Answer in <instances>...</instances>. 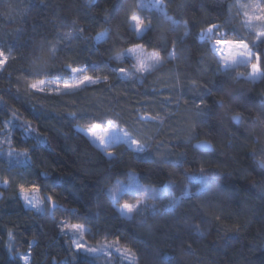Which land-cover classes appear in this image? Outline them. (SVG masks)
Returning a JSON list of instances; mask_svg holds the SVG:
<instances>
[{"label":"trees","instance_id":"16d2710c","mask_svg":"<svg viewBox=\"0 0 264 264\" xmlns=\"http://www.w3.org/2000/svg\"><path fill=\"white\" fill-rule=\"evenodd\" d=\"M117 2L97 0L99 6L89 8L86 0H0V43L12 45L16 57L6 71L0 72V189L4 193L0 201V264H23L10 256L6 249L10 231L14 234L15 250L30 252L34 258L32 264H67L73 256L69 249L72 234L59 231L61 221L89 227L91 232L85 237L93 244L105 239L111 241L119 235L122 244L135 246L143 241L150 249L159 250L144 252L140 264H264V248L261 247L264 245V170L257 164L264 158V117L260 122L255 121L260 113L259 101L264 96V81L229 79L227 91L235 93L243 89L250 98L249 111L237 108L238 101L229 99L225 92L215 91L214 97L207 100L215 115L196 128L198 134L191 140L186 139L192 121L185 118V108H177L175 100L171 106L167 104L168 99L180 97V93L169 89L184 87L186 76L198 83L224 79L223 73L217 75L208 67L215 64L216 56L209 46L201 47L202 42H198L196 34L208 23L228 20L225 8L234 0H173L168 14L189 21L191 35L184 45L177 43L179 59L166 63L151 74H144L143 79L139 74L126 76L115 71L116 68H125L133 72L135 61L130 55L120 60L114 57L132 44L145 43L148 38L142 40L130 31L123 11L112 22L110 39L101 40L96 46L91 39H76L62 47L55 59L52 58L47 45L57 43V32L72 30L71 27H58L65 17L78 20L85 28L84 36L95 38L110 27L103 20L104 9L110 11ZM136 2L126 0L132 9ZM241 2L247 3L248 0ZM181 4L183 9L179 8ZM140 11L142 16L151 15L154 24L161 25L155 33L148 34L154 37V43L147 47V51L151 52L159 40L183 36V27L173 32L172 26L165 23L154 8L145 7ZM232 11L234 13L236 9ZM242 19H234L232 24L239 28ZM41 43L45 45L43 62L52 72L47 77L21 71L33 68L35 57L41 55L33 49ZM156 50L161 51L167 61V53ZM201 56L205 58L203 66L199 63ZM177 67L181 69L178 74ZM72 68H79L82 73L99 78L101 82L55 95L50 94L54 91L48 90L34 94L28 88L37 79L72 78L75 75ZM250 71V66L242 65L230 76L234 78L237 73ZM103 77H108L107 83ZM221 98L225 102L224 108L213 103ZM183 99L190 104L191 94ZM145 100L153 103H143ZM165 109L175 113L172 120L165 116ZM235 111L244 115L240 125H234L228 118ZM70 113L88 115L77 119ZM141 115L165 116V119L162 124L147 122L137 118ZM107 120L124 127L136 139L151 137L149 152L141 155L152 162L137 159L135 153L128 150V145L116 144L112 150L124 153V157L114 163L102 154L86 133L78 129V125L88 127L92 123L103 122L106 126ZM23 121H30L31 128L36 131L25 133L20 127ZM174 132L180 135H174ZM37 133L44 142L38 143ZM201 140L211 142L213 149L202 151L196 148L195 143ZM25 148L30 150L29 158L21 161L15 156L9 158V151L22 152ZM254 150L257 152L255 157L251 154ZM179 153L187 155L184 168L158 162L164 156L174 160ZM201 164L219 172L214 190L199 199L186 201L177 210L175 219L171 216L154 219L146 214L147 223H144V217L120 218L101 191L107 186L103 184V178L109 173L112 174L110 183L115 184L117 177L127 182L126 173L134 169L147 175L143 183L151 182L162 187L169 179L177 184L186 182L184 169L195 171ZM21 184L25 187L39 185V191L32 194L35 197L54 198L58 203L55 214L32 210L19 193ZM192 184L198 186V181L193 179ZM173 191L180 194L179 188ZM124 200L133 202L130 196H125L121 203ZM163 203L165 201L161 206ZM44 207L50 209V203L45 201ZM201 217L209 222L202 223ZM193 222L201 223L205 228L203 238L190 235L184 227ZM105 232L112 235L105 237ZM177 232L182 239L176 240L171 248L162 243L165 236ZM189 244L195 254L188 251Z\"/></svg>","mask_w":264,"mask_h":264},{"label":"snow or ice","instance_id":"6c2138e0","mask_svg":"<svg viewBox=\"0 0 264 264\" xmlns=\"http://www.w3.org/2000/svg\"><path fill=\"white\" fill-rule=\"evenodd\" d=\"M173 0H148L145 4V0H137L135 8L126 4V0H118L111 10L104 9L103 20L109 24L110 27L105 29L103 32L98 33L95 38H87L84 36L85 28L80 26L78 20H69L67 17L64 18L58 27H71V31L67 33L57 32V43L55 45L48 44V50L52 54V58L55 59L62 47H67L71 41L76 39H91L93 45L104 40L110 39V33L112 32V22L117 19L119 14L123 11L125 13V22L129 25V29L135 32L136 36L140 39L148 37L145 43L132 44L130 48L124 50L118 56L114 57L116 60L122 59L125 55H130L134 61L133 72H129L125 68H116L115 71L118 75L124 74L126 76H132L133 74H139L140 78H144V74H151L155 69L164 66L168 62L179 59L177 55V43L184 45L188 37L191 35L190 24L187 20H178L174 16L169 15V6ZM86 5L89 8L98 7L97 0H86ZM154 8L156 14L163 18L165 23L172 26V31L175 32L178 28L183 27L185 29L183 36L178 38L162 39L155 42L154 49L149 52L147 47L154 43V37L148 36L149 33H155L161 25L154 24L152 22L151 15L141 16L140 11L145 7ZM184 5H179L180 9H183ZM236 11L233 13L232 9ZM225 11L227 12L229 19L223 23H208L207 27H201L198 31L197 38L198 42L201 43V47L209 46L211 52L216 56L215 64L208 65L214 69L217 75L224 74V79L218 81H209V83H198L197 80L191 79L186 76V85L184 87L177 86L174 89L170 88L169 91H175L180 93V97H173L167 100L169 106L172 105L175 100V106L180 108L183 106L187 113L186 119L192 121L188 128L187 140L194 139L198 134L196 128L204 123H207L213 118L215 112L213 108L207 103L208 98L214 97L215 91H223L229 96V99H236L237 108H242L244 111H249L248 104L250 98L245 95L243 89L238 92L227 91V82L229 79L239 81L244 79L245 81H264V0H248L247 3L241 2V0H234L233 3L226 5ZM223 15V13H221ZM242 17L241 27H236L232 24V20L239 19ZM94 20L95 17H92ZM195 26V25H192ZM224 29V31H221ZM243 29V30H241ZM233 38H229V37ZM25 45H21L24 47ZM45 45L41 43L38 47L34 48V52H39L41 55H37L33 61V68H24L21 71L28 72L29 75L33 76H50L52 75L51 70L47 67L46 63L43 62V51ZM7 49V52L5 51ZM161 49L167 53V61L161 54ZM14 47L6 43H0V72L6 71L10 65V61H14L16 57L13 55ZM187 59V57H185ZM199 63L203 66L205 64V58L200 57ZM250 66L251 71L247 74L237 73L234 78L230 76L236 68L240 66ZM73 73L81 72L79 68H72ZM177 74L181 71L179 67L175 69ZM59 75V73H57ZM11 75V74H9ZM108 77H103V81L107 83ZM177 83L179 82V75L176 76ZM190 80V83L187 81ZM99 78H93L88 75H83L82 78L77 79L74 82L64 81L60 85L59 80L49 81L48 79H37L28 85V88L33 93H45L49 83H52L55 88L62 86L65 90H72L85 84L100 83ZM212 84L213 86H209ZM50 94H58V91H54ZM191 94V103L184 100L183 97ZM143 103H153V101L145 100ZM213 103L219 107L224 108L225 102L221 98L214 100ZM260 113L256 115L255 121L260 122L264 117V96L259 101ZM165 116L167 119L172 120L175 113L167 112L165 109ZM15 115V113H13ZM74 118H81L87 116V113H70ZM165 116H138L139 120L147 122L163 123ZM234 125H240L244 121V115L235 111V114L228 117ZM106 127L104 123H92L90 124L86 132L90 134L92 143L102 152V154L109 158L114 163H119L124 153H116L112 150L113 145L126 144L128 150L133 151L137 159H144L145 163H151V160L143 158L141 154L148 153L151 148V137H143V139L134 138V134L127 130L121 129L112 120L106 121ZM20 127L25 133H32L36 130L31 128L30 121H23ZM78 127H80L78 125ZM83 130V129H82ZM174 135H180L179 132H174ZM38 143L44 141L40 140L39 134L37 133ZM196 148L211 149L212 145L208 142H202L195 145ZM264 151V149H262ZM254 157L257 152L254 150L251 153ZM30 150L25 148L22 152L12 153L8 152V156L11 159L15 156L17 161L29 158ZM187 160L186 153L176 154L174 160H169L167 156L161 158L162 163L169 164L171 167L184 168V164ZM258 166L264 170V158L257 161ZM127 182L116 178L115 184H111L112 174L103 178V184L107 185L102 187L101 191L105 195L115 211L118 213L120 218L126 220H133L136 217H144V223H147L146 214H150L154 219L157 217L166 218L171 216L173 219L176 218L177 210L180 209L186 201H192L201 198L207 193H211L214 190V185L219 179V172L215 168H205L203 164L200 165L198 170L184 169V177L186 182L177 184L175 180L169 179L166 183H163L162 187H156L153 183H143L142 181L147 179L146 174L137 173L134 169H130L127 173ZM196 179L198 186L193 185L192 181ZM180 189V194L176 195L174 189ZM195 188V191H193ZM39 191V185L32 184L30 187H25L23 184L19 185V193L23 196V200L29 205L32 210L43 214L45 211H50L53 215L58 207L54 198L51 196H45L43 199L35 197L32 194ZM264 191V189H262ZM125 196H130L133 202L121 200ZM45 201L52 204L51 209H45ZM166 201L161 206V202ZM203 210V205H201ZM201 222L207 224L204 218H200ZM219 219V217H216ZM188 233L197 237L203 238L206 234L205 228L201 226V223H190L186 224ZM60 232L67 235L71 232L72 237L69 241V249L72 251V260L67 264H140L143 258V253H151L153 251H159L158 249L152 250L148 245H145L143 241H140L135 246H130L127 243H121V237L115 236V239L108 241L105 239L103 242L97 241L95 245L90 244L86 238L85 233H90L91 229L86 227L84 224H64L59 229ZM9 243L6 245V249L10 256H14L17 259L23 261V264H32L33 257L30 252L21 253L16 251L12 240L14 234L10 231ZM112 235L111 232H105V237ZM95 239V234H93ZM182 237L177 232L174 235L165 236L162 243H165L172 247L176 240H181ZM188 251L195 254V250L191 244L188 246ZM264 248V245H261ZM175 251L176 249H172ZM81 253L83 255H81ZM119 254L116 256L115 254ZM79 257V259H77Z\"/></svg>","mask_w":264,"mask_h":264},{"label":"rangeland","instance_id":"374dc122","mask_svg":"<svg viewBox=\"0 0 264 264\" xmlns=\"http://www.w3.org/2000/svg\"><path fill=\"white\" fill-rule=\"evenodd\" d=\"M148 3V0H145V4H147ZM148 8H151L150 6L148 7ZM140 11V10H139ZM140 14H141V16H142V11H140ZM103 32V31H102ZM101 33V32H100ZM97 36V35H96ZM95 36V37H96ZM83 75H86V74H84V73H82V72H79V73H75V75L72 77V78H69V79H66V80H62V79H58V78H46V79H48L49 81H53V80H59L60 81V85H62L63 84V82L64 81H68V82H74V81H76L77 79H79V78H82V76ZM89 76V75H88ZM92 77V76H91ZM94 79H95V77H93ZM86 85V84H85ZM81 86H83V85H81ZM80 86V87H81ZM79 88V87H78ZM77 89V88H76ZM46 90H48V91H58V92H64V91H72V90H75V89H72V90H65L62 86H60V87H58V88H55L54 86H53V84L52 83H49V85L47 86V89ZM117 124V123H116ZM117 125H119V124H117ZM80 126V125H79ZM107 126V125H106ZM105 126V127H106ZM119 127L121 128V129H124V130H126L124 127H122V126H120L119 125ZM78 129H80L81 131H83L84 133H86L90 138H91V136H90V134H88L87 132H86V129H87V127H83V126H80V127H78ZM83 129V130H82ZM92 139V138H91ZM165 203H166V201H165ZM64 224H73V223H70V222H68V221H61L60 222V225L62 226V225H64ZM86 234V233H85ZM73 238V237H72ZM86 238V237H85ZM86 240H87V238H86ZM88 242H89V240H87ZM90 243V242H89ZM90 244H92V245H95V244H93V243H90ZM116 256H118L119 254L117 253V254H115Z\"/></svg>","mask_w":264,"mask_h":264},{"label":"water","instance_id":"95a60500","mask_svg":"<svg viewBox=\"0 0 264 264\" xmlns=\"http://www.w3.org/2000/svg\"><path fill=\"white\" fill-rule=\"evenodd\" d=\"M202 142H208V143L211 144V142H209L208 140H201V141L196 142L195 145H197L198 143H202ZM211 145H212V144H211ZM198 149H200V150H202V151H211V150L213 149V146H212L211 149H201V148H198ZM3 197H4V193H3V191L0 189V201L3 199ZM55 202H56V201H55ZM56 204L58 205L57 202H56ZM51 207H52V204L50 203V209H51Z\"/></svg>","mask_w":264,"mask_h":264}]
</instances>
